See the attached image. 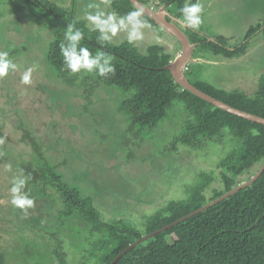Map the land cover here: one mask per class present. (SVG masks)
Instances as JSON below:
<instances>
[{
  "label": "rangeland",
  "instance_id": "374dc122",
  "mask_svg": "<svg viewBox=\"0 0 264 264\" xmlns=\"http://www.w3.org/2000/svg\"><path fill=\"white\" fill-rule=\"evenodd\" d=\"M50 1L68 8L72 0ZM112 1L79 0L78 20L91 30L83 19L87 5L99 3L105 12H113ZM197 1L203 6V22L195 29L197 33L213 41L224 37L230 47L244 43L249 28L257 25L264 13V0ZM146 27L142 29L143 39L133 42L141 53H147L154 44L163 46L173 58L183 52L165 31ZM53 32L30 4L0 0V51L12 53L9 59L17 65L15 71L10 69L0 78V248L10 253L25 245L41 253L40 263L51 264L55 262L51 254L56 245L54 237L62 242V253L67 254L69 263L81 264L83 249L89 248L84 224L58 223L54 218L46 220L47 215L43 219L35 214L22 217L11 204L9 187L13 178L19 177L13 164L23 165L32 153L22 140V130L30 131L40 142L66 183L94 198L95 208L105 221L123 217L137 228L169 201L183 197L187 188L200 182L201 174L212 172L218 179L219 164L234 144L224 136L216 144H204L199 150L178 146V154H169L188 120L181 108L171 111L169 120L152 140L139 143L132 133H126L128 126L119 114L124 99L118 90L94 88L92 82L87 84L93 87L92 91L87 90L83 84L90 76L87 71L81 75L79 86L71 88L48 69L45 52ZM127 41L126 31L110 40L115 46ZM253 45L246 57L232 61L211 59V54L199 49L192 55L186 76L192 83L204 81L224 91H241L252 97L264 77V42ZM254 55L259 56L252 58ZM208 60L213 62L207 64ZM29 67L34 68L31 82L23 84L22 75ZM129 154L135 157L129 159ZM218 186L217 183L211 187ZM49 192L61 202L54 189ZM56 209L54 214L59 207Z\"/></svg>",
  "mask_w": 264,
  "mask_h": 264
},
{
  "label": "trees",
  "instance_id": "16d2710c",
  "mask_svg": "<svg viewBox=\"0 0 264 264\" xmlns=\"http://www.w3.org/2000/svg\"><path fill=\"white\" fill-rule=\"evenodd\" d=\"M20 1L30 4L37 17L52 27L53 38L45 52L47 67L67 86L78 87L82 81L81 75L86 72L71 73L64 65L60 44L65 42L64 33L68 24H75L84 33L80 47L89 48L93 55L101 51L110 57L115 72L100 76L93 70L83 84L90 91L93 87L91 89L87 84L92 82L94 88L118 90L122 94L124 100L120 103L119 114L128 126L126 133H132L139 143L152 140L160 126L169 120L171 111L181 108L188 115V120L183 125L182 133L174 139L169 154H178V146L199 150L204 144H216L224 136L231 138L234 144L231 152L219 164L221 172L218 179L214 178L212 172L201 174L200 182L187 188L183 197L169 201L147 218L141 228H137L123 217L105 221L95 208L94 198L82 194L76 185L66 183L40 142L30 131L22 130V140L32 153L23 165H13L18 176L26 180L23 191L34 199V206L27 210V216L35 214L43 219L47 215L46 220L54 218L58 223L75 221L84 224L88 231L85 240L89 248L83 249L81 264H111L140 238L198 211L238 185L249 182L259 172L264 163V126L231 115L183 90L170 71L164 69L174 58L163 46L151 45L143 54L128 41L115 46L110 41L99 40L98 31L88 29L83 21L78 20L79 0H72L68 8L50 0ZM138 1L149 5V0ZM186 2L198 1H161L170 3L171 13L178 18H181L179 9ZM112 9L118 16L139 11L129 0H113ZM140 19L158 28L142 12ZM187 35L192 44H198L204 53L211 54V59L232 61L244 58L254 49L253 44L264 42V13L258 24L249 28L244 43L237 47H230L224 37L211 42L193 31ZM9 56H13L12 53ZM190 83L235 109L264 118V77L252 97L241 91L227 92L204 81ZM165 154L164 151L161 155ZM134 157V154L128 155L129 159ZM217 183L218 187H211ZM50 189L59 194L60 203L50 194ZM57 207L59 210L54 214ZM18 211L19 216H25L23 210ZM53 241L56 245L51 254L55 262L51 261V264H70L67 254L62 253V242L54 237ZM2 250L0 248V264L9 261L15 262L13 264H30L31 261L42 264L41 253L25 245L10 253ZM115 264H264V173L252 186L144 241Z\"/></svg>",
  "mask_w": 264,
  "mask_h": 264
},
{
  "label": "clouds",
  "instance_id": "9594fccd",
  "mask_svg": "<svg viewBox=\"0 0 264 264\" xmlns=\"http://www.w3.org/2000/svg\"><path fill=\"white\" fill-rule=\"evenodd\" d=\"M87 9L84 12L83 19L93 30L99 32V40L110 41L121 31L127 32L129 43L143 39L142 29L146 27V24L140 19L141 11H132L125 16H118L115 12H105L100 4L95 2H90ZM179 11L181 13L180 23L186 27L195 30L202 24L203 6L201 3L186 2ZM83 39L84 33L76 28L75 24L67 25L64 33L65 42L60 44V52L66 69L71 73H79L81 70L87 72L96 70L100 76L114 73L115 68L111 64L110 57L101 51H97L93 55L89 48L80 47L79 44ZM10 69L15 71L17 65L9 59V54L6 51H0V78L6 76ZM33 70V67H29L24 71L21 78L23 84L31 82ZM25 184L26 180L23 176L13 178L10 193L12 197L11 204L23 210L24 214L27 215V210L34 206V199L23 191Z\"/></svg>",
  "mask_w": 264,
  "mask_h": 264
},
{
  "label": "water",
  "instance_id": "95a60500",
  "mask_svg": "<svg viewBox=\"0 0 264 264\" xmlns=\"http://www.w3.org/2000/svg\"><path fill=\"white\" fill-rule=\"evenodd\" d=\"M132 5L134 7H136L139 11H141L142 13H144L147 17H149L150 19H152L162 30H164L165 32H167L168 34H170L177 42H179L182 47H183V53L181 56L179 57H175L173 61L170 62V64L168 66H166L164 69L170 71L174 81L180 85L183 90L189 91L190 93L194 94L195 96H197L198 98L206 101L207 103H209L210 105L221 109L231 115H234L236 117L245 119L247 121H250L252 123H256L259 125L264 126V118L262 117H258L255 115H252L250 113L235 109L219 100H216L215 98H212L211 96L205 94L204 92L200 91L199 89H197L196 87H194L189 79L186 76V70L187 67L190 65L191 63V59H192V51L194 49V45L191 44V42L189 41L187 35L175 24L176 20H172L171 22H169L166 18V16L168 15L167 12L165 11V8H161L159 11H154L152 8L142 4L141 2H139L138 0H129ZM182 25V23H181ZM182 64L180 65V67H177L179 65L176 66V64L179 63V60H182ZM264 173V163L261 167V169L259 170V172L252 177V179L249 182H244L240 185H238L237 187H235L234 189H232V191H230L229 193H227L226 195H224L223 197L208 203L207 205L203 206L201 209H199L196 212H193L192 214L188 215L187 217H184L170 225H168L167 227L151 234V235H147L144 236L142 238L139 239V241L133 245H131L128 249H126L123 253H121L111 264H115L117 263L124 255H126L128 252H130L132 249H134L137 245L143 243L146 240H149L161 233L166 232L167 230L173 228L174 226H176L177 224L184 222L186 220H188L189 218L203 213L205 211H207L209 208L223 202L224 200L230 198L231 196L235 195L236 193L252 186Z\"/></svg>",
  "mask_w": 264,
  "mask_h": 264
},
{
  "label": "flooded vegetation",
  "instance_id": "af4514ba",
  "mask_svg": "<svg viewBox=\"0 0 264 264\" xmlns=\"http://www.w3.org/2000/svg\"><path fill=\"white\" fill-rule=\"evenodd\" d=\"M158 2H154L153 0H149V5H146V6H148V7H150V8H152L154 11H159L161 8H165V11L167 12V16H166V18H167V20L169 21V22H171L172 20H176V22H175V24L187 35V34H190L191 33V31H193V29L191 30V28L189 29L188 27H186L185 25H181V23H180V19L181 18H178L177 16H176V14H173V13H171V8H169L170 7V3H161V1L162 0H157ZM175 15V16H174ZM146 24V29L147 28H149V29H151V30H162L158 25V28H154V27H151L149 24H147V23H145ZM148 29V31H150L151 32V30H149ZM164 31V30H163ZM195 31V33H197V31L196 30H194ZM166 34H168L167 32H166ZM169 35V39L172 41V40H174L180 47H182V45L179 43V42H177L170 34H168ZM187 37H188V35H187ZM188 39H189V37H188ZM190 41V40H189ZM212 42H213V40H211ZM215 41V40H214ZM192 45H194L195 47H194V49H193V51H192V55H194L195 54V51H197V50H199V49H201V47L198 45V44H192ZM183 48V47H182ZM201 51L203 52V50L201 49ZM183 53V52H182ZM182 53H179L178 55H180V54H182ZM177 55V56H178ZM176 56V57H177ZM193 57V56H192ZM194 64V63H193ZM195 64H198V63H195Z\"/></svg>",
  "mask_w": 264,
  "mask_h": 264
},
{
  "label": "bare ground",
  "instance_id": "6f19581e",
  "mask_svg": "<svg viewBox=\"0 0 264 264\" xmlns=\"http://www.w3.org/2000/svg\"><path fill=\"white\" fill-rule=\"evenodd\" d=\"M181 55H182V54L178 55L177 57H179V56H181ZM177 57H176V58H177ZM182 61H183V59H182V60H179V63L176 64V66L179 65V66H177V67H180V65L182 64Z\"/></svg>",
  "mask_w": 264,
  "mask_h": 264
},
{
  "label": "crops",
  "instance_id": "0c3cea01",
  "mask_svg": "<svg viewBox=\"0 0 264 264\" xmlns=\"http://www.w3.org/2000/svg\"><path fill=\"white\" fill-rule=\"evenodd\" d=\"M153 1H157V0H153ZM213 61H208L206 62L207 64H211Z\"/></svg>",
  "mask_w": 264,
  "mask_h": 264
}]
</instances>
